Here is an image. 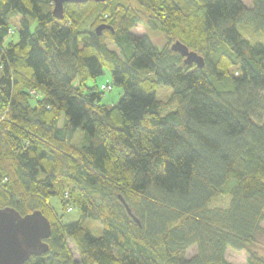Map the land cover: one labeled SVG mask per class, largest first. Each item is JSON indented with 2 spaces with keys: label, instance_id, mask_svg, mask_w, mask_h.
Returning <instances> with one entry per match:
<instances>
[{
  "label": "trees",
  "instance_id": "16d2710c",
  "mask_svg": "<svg viewBox=\"0 0 264 264\" xmlns=\"http://www.w3.org/2000/svg\"><path fill=\"white\" fill-rule=\"evenodd\" d=\"M126 2L65 4L56 20L51 0H0V208L51 226L47 253L25 264H231L228 249L264 264V44L237 30L264 36V0ZM16 18L18 41L6 42ZM105 68L122 90L112 106L86 86ZM51 197L80 219L63 223Z\"/></svg>",
  "mask_w": 264,
  "mask_h": 264
},
{
  "label": "water",
  "instance_id": "95a60500",
  "mask_svg": "<svg viewBox=\"0 0 264 264\" xmlns=\"http://www.w3.org/2000/svg\"><path fill=\"white\" fill-rule=\"evenodd\" d=\"M53 17L56 20L64 19L63 7L65 4L105 3L108 0H51ZM105 30L113 29L107 25H99L95 32L98 36ZM171 51L184 59L185 65L195 64L202 69V57L190 51L179 41L170 45ZM130 214V210L124 205ZM51 226L47 218L40 212L34 211L27 215H20L12 208H0V264H25L31 257L47 253L46 240L50 238Z\"/></svg>",
  "mask_w": 264,
  "mask_h": 264
},
{
  "label": "rangeland",
  "instance_id": "374dc122",
  "mask_svg": "<svg viewBox=\"0 0 264 264\" xmlns=\"http://www.w3.org/2000/svg\"><path fill=\"white\" fill-rule=\"evenodd\" d=\"M129 2V0H127ZM242 3H244L245 5L249 6L250 5V0H241ZM125 3L126 0H124ZM17 19L16 21H12L11 23V28L13 29V34L11 36H9L6 40V42H17L18 41V25H17ZM91 17L86 18L78 27V30L80 31H84V30H91V21L90 20ZM35 25V22H32V26L31 29L33 30ZM238 32H240V34L247 40H249L251 43H262L264 44V36L260 33H256L253 31L251 26L248 25H239L237 27ZM148 31L147 26H144L143 24H139L135 27V29L132 31L133 35L135 36H143L144 34H146ZM154 43L156 44V46L160 49L162 47V45H164L165 41L162 38V36H160L159 34H155V36H153ZM173 43V42H172ZM111 75L110 72L107 68H105L103 70V74L101 76H99L98 78H96L95 80L93 79H89L88 81H86V86L88 88L93 87V86H97V87H101L102 85H110L112 86V89L110 91H106L104 93V97L102 100V103L107 105V106H112L115 105L121 95V88L118 86H115L112 81H111ZM74 84H77V81L74 82ZM172 93V90L169 87H164V86H159L156 92V98L160 101H166L170 95ZM64 117L61 116L57 122V126L62 125V121H63ZM83 140V133H77V135L75 136L74 139V145H78L79 143H81ZM49 204L54 208V211L57 213V215L61 216L63 219V223L68 224V223H72L75 222L77 220L80 219L81 216V212L80 209L73 205L72 206V211L71 212H66L63 210V207L60 204V201L57 197H51L49 199ZM228 203V198L227 197H222L219 198L217 200H213L210 204L211 206L214 207H224L226 206ZM85 227L91 229L93 235L95 237H98L101 235V226L99 223L94 222V221H86L85 222ZM262 228L264 229V222L262 224ZM68 246L70 251L73 254V257L76 261H78V255L76 252V249L74 248L73 244L68 241ZM256 249L258 251V254L260 256H262L264 258V237L262 239H260L256 245ZM194 249H192L191 251H189L188 256H192L194 255ZM225 258L228 262H230L231 264H247L246 263V259H247V255L244 251H240V252H236V251H232L230 249L226 250L225 252Z\"/></svg>",
  "mask_w": 264,
  "mask_h": 264
},
{
  "label": "built area",
  "instance_id": "2783aa9c",
  "mask_svg": "<svg viewBox=\"0 0 264 264\" xmlns=\"http://www.w3.org/2000/svg\"><path fill=\"white\" fill-rule=\"evenodd\" d=\"M100 89L103 91V92H106V91H110L111 89H112V86H110V85H102L101 87H100ZM72 211V208H71V206L70 205H67L66 206V212H71Z\"/></svg>",
  "mask_w": 264,
  "mask_h": 264
},
{
  "label": "bare ground",
  "instance_id": "6f19581e",
  "mask_svg": "<svg viewBox=\"0 0 264 264\" xmlns=\"http://www.w3.org/2000/svg\"><path fill=\"white\" fill-rule=\"evenodd\" d=\"M110 1V0H109Z\"/></svg>",
  "mask_w": 264,
  "mask_h": 264
},
{
  "label": "flooded vegetation",
  "instance_id": "af4514ba",
  "mask_svg": "<svg viewBox=\"0 0 264 264\" xmlns=\"http://www.w3.org/2000/svg\"><path fill=\"white\" fill-rule=\"evenodd\" d=\"M106 31V30H105Z\"/></svg>",
  "mask_w": 264,
  "mask_h": 264
}]
</instances>
